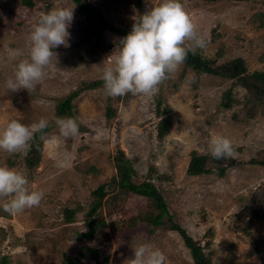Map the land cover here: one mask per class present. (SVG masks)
<instances>
[{
  "label": "rangeland",
  "instance_id": "1",
  "mask_svg": "<svg viewBox=\"0 0 264 264\" xmlns=\"http://www.w3.org/2000/svg\"><path fill=\"white\" fill-rule=\"evenodd\" d=\"M31 1L32 8L24 0H0V130L13 119L32 125L45 118L49 127L39 141L42 151L36 166L26 165L30 141L17 154L0 150V167L23 173L29 191H43L45 196L39 206L17 215L3 210L11 198H0V264H130L134 248L142 244L163 251L167 264H193L178 232L146 223L129 231L122 228L121 222L145 214L149 207L146 198L114 185L121 153L132 166L133 182L151 180L163 194L170 217L188 235L205 246L207 233L213 232L212 244L205 249L212 264H264V221L251 218L245 232L236 218L264 184V166L250 163L264 153V107L257 104L253 118L234 119L247 107V90L238 82L192 70L183 77V64L153 95L106 94L103 71L114 66L119 48L104 44L102 27L126 36L162 0H87L107 25L97 16L88 19L69 0ZM180 2L206 41L196 54L219 64L243 58L250 74L264 72V0ZM64 7H74L69 46L54 50L56 59L31 93L7 90L6 80L14 78L18 63L29 59L33 26L42 14ZM9 48L21 49L24 55L12 59ZM75 92L72 111L61 118H74L79 134L65 138L55 123L57 107ZM228 92L230 109L223 107ZM159 102L161 110L170 108L171 125L164 139L157 131ZM110 110L116 115H109ZM213 136L232 141L233 158L241 165L225 177L189 176L192 153L211 155ZM61 160L63 167L58 166ZM101 186L107 197L97 218L105 225L90 239L85 220L93 192ZM67 211L75 213L74 220L66 219Z\"/></svg>",
  "mask_w": 264,
  "mask_h": 264
},
{
  "label": "clouds",
  "instance_id": "2",
  "mask_svg": "<svg viewBox=\"0 0 264 264\" xmlns=\"http://www.w3.org/2000/svg\"><path fill=\"white\" fill-rule=\"evenodd\" d=\"M73 19L74 7L53 8L41 15L30 33L29 59L18 63L14 78L6 80L7 90L26 89L30 93L34 90L36 84L44 79L45 69L53 57L56 59L54 50L61 45L69 46V28ZM205 47L204 37L199 34L197 25L180 0H162L142 15L134 23L132 31L119 40L114 66L105 67L103 71L106 94L113 98L128 93L153 95L159 85L186 61L190 52L195 54L197 49ZM7 51L12 59L24 55L21 49L9 48ZM55 123L65 138L79 134V125L74 118L58 117ZM48 127L49 122L45 118L32 125L13 119L0 130V150L9 154L20 153L37 133L44 139ZM209 148L214 159L234 156L232 141L225 136H213ZM58 166H65V161H59ZM28 183L23 173L0 167V198H11L3 205L5 212L17 215L40 205L45 193L29 191ZM130 264H167V257L160 249L142 244L134 248Z\"/></svg>",
  "mask_w": 264,
  "mask_h": 264
},
{
  "label": "trees",
  "instance_id": "3",
  "mask_svg": "<svg viewBox=\"0 0 264 264\" xmlns=\"http://www.w3.org/2000/svg\"><path fill=\"white\" fill-rule=\"evenodd\" d=\"M75 4L80 12L85 15L88 19L93 16H97L102 19L107 25L102 13L91 8L87 4V0H69ZM24 4L32 8L35 4L31 0H24ZM49 9V8H48ZM184 70L182 76L184 77L187 70H192L199 76L209 75L216 76L219 78L227 79L233 83L238 82L240 85L247 90L249 95V102L245 110L239 114L234 115V119L244 120L246 118H253L257 114L256 105L264 107V72H254L250 74L247 69L246 61L243 58H237L222 64H219L217 60L204 58L199 54L189 53L186 61L183 63ZM96 84L89 85L85 88H94ZM78 92L70 95L64 102L60 103L57 107V116L63 117L68 112L72 111V102L77 97ZM227 101L223 102V107L230 109L232 107L231 92L226 94ZM264 110V109H263ZM170 108L165 107L161 110V103L157 105V116L161 119L158 124V138L164 139L170 130L171 116L169 115ZM109 115H116V112L110 110ZM48 132V128L45 130V134ZM44 134V135H45ZM41 134L37 133L34 140H32L30 152L26 157V165L29 168H33L40 162V155L42 151V144L39 143ZM121 158H117L116 169L118 172V180H114V185L120 191L127 193H134L142 196L148 200V211L145 214H141L136 218H132L129 221L121 222L122 228L129 231L139 226V224L146 223L153 228L161 227L166 231H175L180 234L186 248L190 251L193 264H212V260L205 249L210 248L214 234L209 231L207 237L209 238L205 246L195 241L186 230L174 222L170 217L168 208L163 197V194L155 187V185L148 180L141 184L133 182L132 177L134 171L129 161L126 160L121 153ZM253 165L264 166V153L255 159L250 160ZM235 158L226 159H214L212 155H200L193 152L188 165L187 173L191 177H198L202 175L216 174L219 177H225L228 170L240 166ZM120 194V193H118ZM95 198L91 209L89 210L86 217V225L89 229V233L86 235L88 238H93L95 233L105 225L103 219L97 218V212L102 206L103 201L107 197L105 187L101 186L93 192ZM66 219L68 221L74 220L75 213L73 211L66 212ZM168 218L169 221H165ZM239 223H244L245 232H247L250 225V219L255 218L264 221V184L260 186L253 194L251 201L248 205L236 215ZM2 264H5L4 262Z\"/></svg>",
  "mask_w": 264,
  "mask_h": 264
},
{
  "label": "water",
  "instance_id": "4",
  "mask_svg": "<svg viewBox=\"0 0 264 264\" xmlns=\"http://www.w3.org/2000/svg\"><path fill=\"white\" fill-rule=\"evenodd\" d=\"M101 32L105 45H118L119 40L125 37L124 35L113 32L107 26H103Z\"/></svg>",
  "mask_w": 264,
  "mask_h": 264
}]
</instances>
